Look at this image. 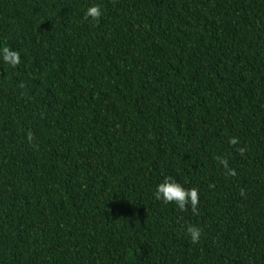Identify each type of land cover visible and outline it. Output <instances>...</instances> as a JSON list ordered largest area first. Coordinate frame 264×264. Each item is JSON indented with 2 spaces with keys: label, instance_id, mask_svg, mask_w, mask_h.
<instances>
[{
  "label": "trees",
  "instance_id": "obj_1",
  "mask_svg": "<svg viewBox=\"0 0 264 264\" xmlns=\"http://www.w3.org/2000/svg\"><path fill=\"white\" fill-rule=\"evenodd\" d=\"M3 46L0 264H264V0H0Z\"/></svg>",
  "mask_w": 264,
  "mask_h": 264
},
{
  "label": "clouds",
  "instance_id": "obj_2",
  "mask_svg": "<svg viewBox=\"0 0 264 264\" xmlns=\"http://www.w3.org/2000/svg\"><path fill=\"white\" fill-rule=\"evenodd\" d=\"M102 16L103 12L101 7L97 4H94L86 9L83 18L85 20L91 18L92 21L98 23ZM0 59L13 68L18 67L21 63L20 53L9 48L8 46H3L0 48ZM27 138L29 141H31L33 138L32 134L28 133ZM228 142L231 145H237L239 143V139L237 137H231ZM237 150L240 155H244L246 147H241ZM216 159L226 169V175H236L235 169L229 168L226 158L217 156ZM154 198L166 205L174 203L177 209L181 212L191 210L193 213H196L200 203L199 191L196 187L186 189L172 176H165L162 182L156 186ZM186 232L189 234L193 244L199 242L202 235V229L200 227L192 224L186 225Z\"/></svg>",
  "mask_w": 264,
  "mask_h": 264
}]
</instances>
